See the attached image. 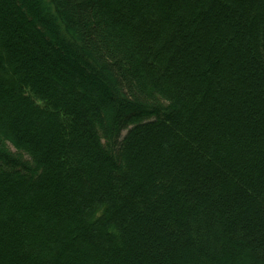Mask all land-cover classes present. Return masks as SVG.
<instances>
[{
	"label": "trees",
	"instance_id": "1",
	"mask_svg": "<svg viewBox=\"0 0 264 264\" xmlns=\"http://www.w3.org/2000/svg\"><path fill=\"white\" fill-rule=\"evenodd\" d=\"M0 264H264V0H0Z\"/></svg>",
	"mask_w": 264,
	"mask_h": 264
},
{
	"label": "rangeland",
	"instance_id": "2",
	"mask_svg": "<svg viewBox=\"0 0 264 264\" xmlns=\"http://www.w3.org/2000/svg\"><path fill=\"white\" fill-rule=\"evenodd\" d=\"M122 134H123V136H125L127 133H126V131H125V132H123Z\"/></svg>",
	"mask_w": 264,
	"mask_h": 264
}]
</instances>
